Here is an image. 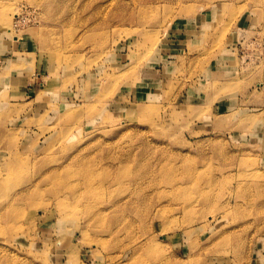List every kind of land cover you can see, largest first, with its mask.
I'll list each match as a JSON object with an SVG mask.
<instances>
[{
	"label": "rangeland",
	"instance_id": "rangeland-1",
	"mask_svg": "<svg viewBox=\"0 0 264 264\" xmlns=\"http://www.w3.org/2000/svg\"><path fill=\"white\" fill-rule=\"evenodd\" d=\"M2 7L0 264H264V0Z\"/></svg>",
	"mask_w": 264,
	"mask_h": 264
},
{
	"label": "bare ground",
	"instance_id": "bare-ground-1",
	"mask_svg": "<svg viewBox=\"0 0 264 264\" xmlns=\"http://www.w3.org/2000/svg\"><path fill=\"white\" fill-rule=\"evenodd\" d=\"M19 16H20V13L18 11V13L15 15V19H14L15 22L13 23L14 27L16 29H17V24H19L20 22L23 24V21H24V17H21V19L19 20V18H18ZM11 19H12V17L9 16L7 8H5V7L4 8L3 7L0 8V26L3 27V25L10 24L11 23Z\"/></svg>",
	"mask_w": 264,
	"mask_h": 264
},
{
	"label": "crops",
	"instance_id": "crops-1",
	"mask_svg": "<svg viewBox=\"0 0 264 264\" xmlns=\"http://www.w3.org/2000/svg\"><path fill=\"white\" fill-rule=\"evenodd\" d=\"M15 59H19L18 57H16ZM31 84H29L27 87H29L27 90L30 92L29 94H27V95H30V94H33V92H34V88H33V84L30 86Z\"/></svg>",
	"mask_w": 264,
	"mask_h": 264
}]
</instances>
